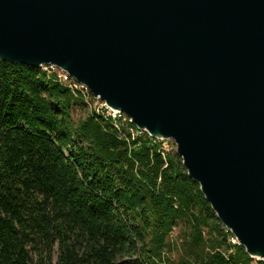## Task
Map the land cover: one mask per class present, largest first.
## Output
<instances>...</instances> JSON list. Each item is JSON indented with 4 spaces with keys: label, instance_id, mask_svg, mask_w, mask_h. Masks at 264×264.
<instances>
[{
    "label": "water",
    "instance_id": "1",
    "mask_svg": "<svg viewBox=\"0 0 264 264\" xmlns=\"http://www.w3.org/2000/svg\"><path fill=\"white\" fill-rule=\"evenodd\" d=\"M0 59L56 68L172 141L264 262V0H0Z\"/></svg>",
    "mask_w": 264,
    "mask_h": 264
},
{
    "label": "trees",
    "instance_id": "2",
    "mask_svg": "<svg viewBox=\"0 0 264 264\" xmlns=\"http://www.w3.org/2000/svg\"><path fill=\"white\" fill-rule=\"evenodd\" d=\"M93 103L57 71L0 59V264H264L176 150Z\"/></svg>",
    "mask_w": 264,
    "mask_h": 264
},
{
    "label": "built area",
    "instance_id": "3",
    "mask_svg": "<svg viewBox=\"0 0 264 264\" xmlns=\"http://www.w3.org/2000/svg\"><path fill=\"white\" fill-rule=\"evenodd\" d=\"M41 68L43 70H45V71H47L48 69L49 70H52V71H57L58 74H59V78L61 79V81L64 82V83H66L68 85V87L71 88L72 90L73 89L74 90H81L85 95L91 94L86 87L78 84L68 74H66V73H64L62 71H58L56 68H52V67L43 66ZM93 98H94L93 107H94V109L97 112L106 110L107 115L111 116L113 119H122L123 117L124 118H127L123 113L116 112V111H113V110L107 108L106 105L104 104V102H102L99 97H94L93 96ZM232 242L233 243H237L235 238L232 240Z\"/></svg>",
    "mask_w": 264,
    "mask_h": 264
},
{
    "label": "rangeland",
    "instance_id": "4",
    "mask_svg": "<svg viewBox=\"0 0 264 264\" xmlns=\"http://www.w3.org/2000/svg\"><path fill=\"white\" fill-rule=\"evenodd\" d=\"M80 116V113H76L75 114V117L78 118ZM164 147L165 149L167 150H176V147L174 145V143L172 141H165L164 143ZM174 236L177 238L178 236V231H175L174 233ZM177 256V252L176 251H172L170 254H169V257L170 258H175Z\"/></svg>",
    "mask_w": 264,
    "mask_h": 264
},
{
    "label": "bare ground",
    "instance_id": "5",
    "mask_svg": "<svg viewBox=\"0 0 264 264\" xmlns=\"http://www.w3.org/2000/svg\"><path fill=\"white\" fill-rule=\"evenodd\" d=\"M256 256H258V255H256Z\"/></svg>",
    "mask_w": 264,
    "mask_h": 264
}]
</instances>
